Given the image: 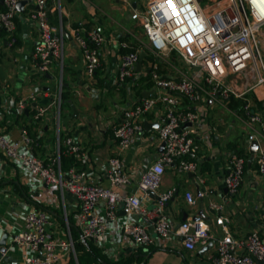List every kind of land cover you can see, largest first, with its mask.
Segmentation results:
<instances>
[{
	"label": "built area",
	"instance_id": "obj_1",
	"mask_svg": "<svg viewBox=\"0 0 264 264\" xmlns=\"http://www.w3.org/2000/svg\"><path fill=\"white\" fill-rule=\"evenodd\" d=\"M20 1L26 2L23 7L28 6L29 18L37 24L39 31L30 48L32 66L41 75L49 73L54 62L63 69L64 44L69 28L64 23L60 2L50 7L48 0H1L0 26L12 45L20 39L17 24V4ZM202 2L207 5L204 7ZM262 9L264 0H147L143 10L133 12L132 18L140 21L152 53L159 60L151 63L147 71L151 74L153 86L144 90H153V93L136 99L132 90L120 119L112 124V135L121 151L130 149L144 133L147 116L157 110V138L165 145L154 162L139 174L137 189L143 196L134 192L123 194L120 190L130 185L133 177L119 155L108 159V184L92 181L88 172L78 170L77 165L62 169V152L73 156L77 162L85 156V150L75 136L61 135L62 82L56 94V154L37 155V141L27 128L21 129L18 138L9 137L2 129L5 116L1 109L0 153L11 163H22L33 177L45 184L57 186L62 198L66 192L76 195L83 240H92L103 247L109 225L117 219L119 204H122L131 218L120 226V231L138 248L173 238L190 252L209 244L214 246L211 264H258L257 260L264 264V238L260 229L255 228L243 236L234 234L230 227L232 218L225 213L226 199L209 203L216 214V224L220 226V232L216 233L201 217L174 224L167 206L178 194V187L162 189L168 170L175 174H192L199 183H205L201 162L196 156L195 159L188 158L198 151L196 135L202 120L198 104L213 101L228 106L232 95L244 99L243 112L248 128L254 132L258 129L264 135V116L253 109L248 97L254 80L264 83V45L260 39L264 27ZM72 36L84 60L85 76L93 79L107 62V37L96 27L87 30L83 26L73 27ZM172 51L189 66L188 74L176 76L160 72V57ZM115 55L117 62L113 64L109 83L118 82L136 88L137 79L142 80L147 74L141 75L142 78L136 76L141 52L138 49L122 52L120 48ZM39 94L19 98L16 106L21 112H33L36 121L44 119L48 111V106L39 101ZM249 139L254 140L255 135L251 134ZM255 155L257 171L264 175V147ZM246 163L247 157L242 154L230 156L223 184L231 197L240 193ZM149 190L157 195L152 205L147 203L152 200ZM205 195L203 190L198 194L190 190L184 192L186 202L191 205L197 204ZM101 207L104 208L103 214L96 211ZM63 218L69 227L66 212ZM50 222V212L46 208L35 207L26 214L24 228L14 236L15 243L31 251L25 257V264H60L59 250L75 253L71 237L61 240L49 235Z\"/></svg>",
	"mask_w": 264,
	"mask_h": 264
},
{
	"label": "crops",
	"instance_id": "obj_2",
	"mask_svg": "<svg viewBox=\"0 0 264 264\" xmlns=\"http://www.w3.org/2000/svg\"><path fill=\"white\" fill-rule=\"evenodd\" d=\"M58 1L61 4L65 25L69 28L64 44L63 69L58 62H54L51 71L41 75L32 66L30 48L38 38L39 31L37 24L29 18L28 6L17 10L20 38L17 44H10L9 36L0 26V109L5 116L2 129L9 137L16 139L21 129L27 128L30 135L37 141L35 153L41 157L54 156L57 151L56 131L58 129L56 94L61 82L64 85L68 83L75 89L72 104L76 105L80 116L63 123V117L73 113L72 104L63 106L60 131L62 137L75 136L85 150L84 159L77 162V169H85L88 177L96 183L108 184V159L110 156L119 155L133 177V182L120 190L123 194L134 192L143 196L144 194L137 189L139 174L148 164L154 162L161 152L162 143L157 138L159 127L157 110L145 119L148 125L145 126L144 122V133L139 135L137 143L130 149L121 151L113 138L112 124L120 119L121 110L128 105L132 90L136 99L143 96L137 92L142 82L137 79L139 84L136 88L118 82L110 84L109 76L113 70V64L117 62L115 51L122 47L138 49L141 54H144L143 59L136 66V76L142 78L141 75L149 70L151 62L144 61V56L147 54L146 50L151 52L152 50L140 21L132 18L135 10L141 11L145 8L147 0H91V2L48 0V4L53 7ZM0 4L2 5L1 0ZM109 9L115 10V15L118 17L113 18L108 13ZM89 21L93 22L91 27H96L105 33L108 40L107 62H104L98 70L100 78H105L103 87L97 86L96 77L89 79L85 76L84 60L72 36L74 24L82 25ZM160 58L162 69H165L167 75L181 76L190 72L189 66L176 64L169 54ZM87 85L98 91L88 90ZM252 85L248 95H251L249 98L253 109L264 116V83L254 80ZM32 93H40L39 101L48 106L46 117L41 121L34 120L33 112L29 110L21 112L16 107L19 98ZM257 102H263V108H260ZM197 108L202 114V120L199 122L196 135L198 151L195 156L204 163L201 174L205 178V183H199L191 175L175 174L171 170L166 172L162 189L178 187V194L169 201L167 206L174 224L177 225L188 218L201 217L208 221L212 232L219 233L220 226L216 224V214L210 209L209 203L211 200L226 199L225 213L232 218L231 231L237 236H243L259 228L264 238V175L258 173L256 155L252 156L250 151V146L255 140L259 148L264 147V135L258 129L254 132L248 128L244 112L231 109L229 105L208 101L198 104ZM251 134L255 135L254 140L249 139ZM238 150L246 155L247 165L240 193L231 197L225 190L223 179L229 169L230 156L238 153ZM119 152L121 154H117ZM22 187L27 189L33 200L26 198ZM186 190L194 194L203 190L206 191V195L197 204L191 205L184 198ZM155 199L157 198L152 196V200L147 203L152 205ZM35 202L49 208L51 222L48 233L51 237L61 240L71 237L74 242L73 228L81 238L76 195L66 192L62 198L57 186L45 184L42 180L33 177L22 163H11L0 153V227L3 231L13 237L20 232L24 228L26 214L36 207ZM96 211L103 214L104 208H97ZM65 212L68 214L69 227L63 218ZM69 218L72 223L69 222ZM130 218L123 205L119 204L118 217L110 223L103 246L113 260L139 251L130 237L120 231V226ZM179 243L173 238L161 239L155 244L161 248L156 250V253H152V256L162 255L164 260L162 263L171 264L165 253L174 251L182 257L177 264H187V262L211 264L214 246L210 245L204 253H201L202 247L196 252H190ZM144 251L148 249L145 248ZM29 253L31 251L26 247L13 241L12 244L7 245L0 263L25 264V257ZM59 254L60 264H67L70 258L76 259V252L59 250ZM151 257L148 264L159 263ZM172 264L175 262L173 261Z\"/></svg>",
	"mask_w": 264,
	"mask_h": 264
},
{
	"label": "trees",
	"instance_id": "obj_3",
	"mask_svg": "<svg viewBox=\"0 0 264 264\" xmlns=\"http://www.w3.org/2000/svg\"><path fill=\"white\" fill-rule=\"evenodd\" d=\"M3 6L0 4V8ZM64 19V18H63ZM92 21H89L88 23L77 25L74 24L75 27H81L84 26L87 30L91 29ZM130 50H133L131 48H121L122 52H128ZM146 56H144V61H149L151 63L158 62V58L155 54H153L151 51L146 50ZM171 57H179L177 52L172 51L170 53ZM160 66V72L165 73V69H162V64L159 63ZM97 81V86L103 87L105 84V78H100L99 71L95 74ZM142 84L138 87L137 92L139 95L143 94L144 89H149L153 86V82L151 80V74L147 72L146 76H144L141 80ZM64 83V80H63ZM75 93V89H73L71 86H65L63 84L62 86V106H70L73 101V95ZM251 97L249 94L248 97ZM245 103L244 99L236 98L235 96H231L229 106L231 109H237L239 112L243 111V105ZM257 105L261 108H263V102H257ZM33 111V110H32ZM63 151V150H62ZM239 154H243L242 151L238 150ZM189 159H195V154H191ZM61 164L63 170H68L72 166L77 165L76 159L68 154H65V152H62L61 154ZM247 165V163H246ZM201 169H204V163H201ZM23 194L26 195L27 199H31L32 197L29 196V193L26 191L27 189L25 187H22ZM36 203V208H46L49 209L47 206L43 204ZM69 222L72 223L71 218H69ZM72 228V227H71ZM73 232V239H74V248L76 252V259L70 258L67 264H148V261L150 257L152 256V253L155 250L160 249L161 247L151 245L147 247H140L139 251L137 253L131 254L129 256H123L119 257L115 260L111 259L110 254L108 251H106L105 248L102 246L96 244L92 240H86V242L81 239L77 232H75L72 228ZM145 248L148 249V251H144ZM187 264H189L187 262Z\"/></svg>",
	"mask_w": 264,
	"mask_h": 264
},
{
	"label": "water",
	"instance_id": "obj_4",
	"mask_svg": "<svg viewBox=\"0 0 264 264\" xmlns=\"http://www.w3.org/2000/svg\"><path fill=\"white\" fill-rule=\"evenodd\" d=\"M1 3H2V2H1ZM25 3H26L25 1H20V2L17 4V8H18V9H21V8L25 5ZM143 55H144V54H141L140 60L143 59ZM65 85L68 86L69 84H68V83H65ZM87 88H88V90H90V91H92V92H93V91H94V92L98 91L97 89H92V88H91L90 86H88V85H87ZM152 93H153V90L144 91V92H143V96H149V95H151ZM74 96H75V95H73L72 97H74ZM72 109H73V113H72V114L63 117V119H62V122H63V123H65L67 120H70V119H72V118H78V117L80 116V112H79L78 109L76 108V105L72 104ZM147 125H148L147 122H145V126H147ZM158 126H159V124H158ZM164 145H165V143H162L161 148H160V151L163 150ZM258 149H259V144H258V142L255 140V141L252 142V144H251V146H250V151L252 152V156L255 155V154L257 153ZM190 175H192V174H190ZM225 190H226V189H225ZM148 193H149L151 196L157 198V195L155 194L154 191L149 190ZM196 218H198V217H196ZM13 241H14V237H13V236H10L9 233L4 232L3 229L0 227V259H2L3 253L7 250V245H8V244H12ZM84 241L86 242V240H84ZM210 245H211V244H209L208 246H204V247H202V249L200 250V252H201V253H204V251L207 250L208 247H210ZM257 262H258V264H262V261H261V260H257ZM3 263H4V261H3Z\"/></svg>",
	"mask_w": 264,
	"mask_h": 264
},
{
	"label": "rangeland",
	"instance_id": "obj_5",
	"mask_svg": "<svg viewBox=\"0 0 264 264\" xmlns=\"http://www.w3.org/2000/svg\"><path fill=\"white\" fill-rule=\"evenodd\" d=\"M87 1H89V2H91V0H87ZM61 5V4H60ZM202 5L205 7L206 5H207V3L206 2H202ZM78 10V9H77ZM108 13L110 14V15H112V17L113 18H116V17H118L117 15H115V13H116V11L115 10H111V9H109L108 10ZM119 15V14H118ZM73 17V16H72ZM64 23H65V19H64ZM109 31V30H108ZM260 39L262 40V42H263V45H264V27H263V29H262V31H261V34H260ZM263 53H264V50H263ZM170 55V54H169ZM173 59H174V61L176 62V64H181L182 66H187L188 67V65L181 59V58H178V57H173ZM189 68V67H188ZM124 105V104H123ZM66 107V106H65ZM242 156H245L246 157V155L243 153L242 154ZM245 168H246V165H245ZM157 251L155 250L153 253H156ZM165 254H167V256L166 257H168V259L171 261V264H172V262L174 261L175 262V264H177L178 262H180L181 261V255L179 254V253H176V252H174V251H169L168 253H165ZM162 255H153L152 257L156 260V261H158L159 263L158 264H161L164 260L162 259V257H161ZM151 257V258H152ZM163 264V263H162Z\"/></svg>",
	"mask_w": 264,
	"mask_h": 264
},
{
	"label": "snow or ice",
	"instance_id": "obj_6",
	"mask_svg": "<svg viewBox=\"0 0 264 264\" xmlns=\"http://www.w3.org/2000/svg\"><path fill=\"white\" fill-rule=\"evenodd\" d=\"M253 2H255V0H253ZM262 11H264V9H262Z\"/></svg>",
	"mask_w": 264,
	"mask_h": 264
}]
</instances>
